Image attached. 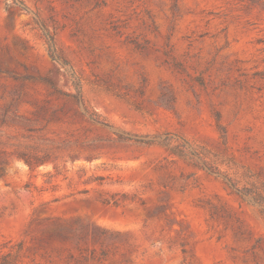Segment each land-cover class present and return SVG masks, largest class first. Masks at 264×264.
<instances>
[{
    "label": "rangeland",
    "instance_id": "obj_1",
    "mask_svg": "<svg viewBox=\"0 0 264 264\" xmlns=\"http://www.w3.org/2000/svg\"><path fill=\"white\" fill-rule=\"evenodd\" d=\"M1 119L0 264H264V0H0Z\"/></svg>",
    "mask_w": 264,
    "mask_h": 264
},
{
    "label": "trees",
    "instance_id": "obj_2",
    "mask_svg": "<svg viewBox=\"0 0 264 264\" xmlns=\"http://www.w3.org/2000/svg\"><path fill=\"white\" fill-rule=\"evenodd\" d=\"M43 31H44V35H45V37H46V39H47V42H48V46H49V48H50V49H53V38H52L51 36H49L47 30H45L44 28H43ZM77 92L79 93V89L77 90ZM3 123H5V120L1 119V120H0V125L3 124ZM136 141H137V142H140V143H143V144H160V143H161V142H159V140L156 139L155 136H153V137H151V138H148V139H144V140H136ZM1 153H2V152H0V154H1ZM17 156L20 157V158H22V159H24V161H25L26 163L30 164L29 160H28L27 158H25V156H24L23 153H18ZM3 164H4V161L0 160V168H1V169L3 168V167H2ZM204 169H206L207 171L212 172V173H217V172L213 171L211 168H209V166H207V165L204 166ZM231 187H232L235 191H237L238 193H240V194H242V195H247V194H249V191H248V190H246V189H242V188H237V187L235 186V184H233V183H231ZM104 203L109 204L110 201L105 199V200H104ZM111 203H112V204H115L116 202H115V201H112Z\"/></svg>",
    "mask_w": 264,
    "mask_h": 264
}]
</instances>
